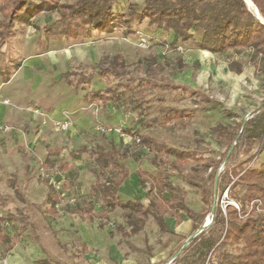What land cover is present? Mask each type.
Wrapping results in <instances>:
<instances>
[{"label":"rangeland","instance_id":"rangeland-1","mask_svg":"<svg viewBox=\"0 0 264 264\" xmlns=\"http://www.w3.org/2000/svg\"><path fill=\"white\" fill-rule=\"evenodd\" d=\"M54 1L74 4L79 0ZM142 3L143 0H117L112 10L127 12ZM58 17L57 12H45L36 16L30 25H13L12 34L5 40L14 39L2 47L0 67L2 61L15 58L26 34L32 36L35 26L50 24ZM135 29L134 34L127 36L122 29L100 33L95 43L90 45L96 48L99 61L80 63L76 60L69 63V71L76 73L68 81L65 79L69 91L81 95L77 71L89 77L86 79L88 83H84L89 84L99 70L111 65L114 56L121 54L124 59L125 74L119 78L99 77L102 84L98 85L103 87L101 91L113 92L114 97L120 96L121 100L116 105L107 104L108 110L102 102L85 100L83 108L94 113V125L79 129L73 127L72 117H66L64 120L69 126L60 130L56 123L63 120L53 122L48 140L35 149L29 147L28 141L5 139L0 134V216L10 213L21 218L3 225L10 236L24 226L23 233L11 250L13 237L9 243H0V264H174L172 257L198 230L191 229L192 223L184 212L179 218L170 210L160 211L171 233H161L151 216L139 217L131 209L118 207L106 212V217L90 218L82 214L87 203L92 204L94 214L106 209L101 205L98 190H91L100 170L87 153L78 149H92L97 145L109 149L110 139L127 154L120 158L129 170V177L118 193L120 200L139 201L145 206L150 199L157 200L150 179L144 181L146 178L140 177V174L160 175L187 192L186 205L202 214L197 226L211 222V215L201 200V191L186 180L185 173L191 168L196 169L208 190L213 188V166L226 156L228 131L262 108L264 57L249 48L230 50L223 56L197 50L190 42L181 43L174 39L171 32L165 33L149 26L146 20L136 25ZM34 34H39L42 40L47 38L42 31L35 30ZM62 38L47 39L55 41L52 47L59 50L68 43H75L65 42ZM42 45L40 50L44 49ZM141 81H148L157 87L139 90ZM139 99L145 109L141 116L135 108ZM101 106L104 108L100 109ZM168 108L189 109L192 117L161 126L160 115ZM261 113L264 124V110ZM33 130L24 128L26 135L35 133ZM143 136L162 142L171 149L193 153L203 162H188L184 165V174L175 173L169 168L172 158L163 152L156 154L148 151L139 142V137ZM263 144L264 127L261 139L253 144L250 152L246 153V146L240 147L229 165H237L253 155L255 158L249 167L259 168L264 161V148L260 150ZM46 148H61L63 151L59 156H49L45 153ZM60 160L70 165L67 172H60L57 168ZM203 165L209 166L205 172L201 168ZM221 169H224L223 164L218 167L216 176ZM46 178L60 194L61 201L55 205L56 215L45 213L51 209L53 202L48 197L47 187L42 184V179ZM104 179L100 175V182ZM221 188L217 187L214 201L218 200L223 205L227 189L221 192ZM244 191V188H238L236 195L240 198ZM227 199L239 205L235 199ZM249 204H245V211ZM259 207L264 213L262 205ZM135 226L139 230L132 233ZM187 247L179 252L177 264H207L203 248ZM240 247L233 245L226 248L238 253Z\"/></svg>","mask_w":264,"mask_h":264},{"label":"trees","instance_id":"trees-1","mask_svg":"<svg viewBox=\"0 0 264 264\" xmlns=\"http://www.w3.org/2000/svg\"><path fill=\"white\" fill-rule=\"evenodd\" d=\"M0 1V43L12 34L13 25H30L32 20L42 13L57 12L59 15L57 19L42 27L35 26V30L42 31L47 37H63L67 41L78 43L92 38L95 33H111L115 29H122L125 36L132 35L136 31L135 26L146 20L149 26L165 33L171 32L174 39L181 43L190 42L197 50L223 56L230 50L249 48L256 55L264 57V25L256 20L244 0H143L139 7H132L127 12L112 10L117 0H79L74 4L59 3L54 0ZM250 1L264 20V0ZM17 67L18 65H15V68ZM125 70L124 59L121 54H118L113 57L110 66L98 71V76L119 78L125 74ZM75 75V72L68 71L62 76L68 81L69 77ZM156 87V84L148 81L139 83V90ZM118 97H114L113 92L109 91H92L86 95L85 100L115 104L121 100V97ZM135 108L140 116L144 114L145 109L141 99L135 102ZM261 110H264V101ZM261 110L247 120L242 119L228 131L229 146L226 159L222 158L214 164V174L211 177L213 188L210 191L196 169L191 168L185 173L186 180L201 191L202 203L210 215H213L210 226L194 237L187 247L188 249L203 248L205 260L208 258L207 264H264V213L261 211L257 213L256 208H253L250 213L244 210L245 204L252 201L259 202L264 209V163L257 169L249 167L255 158L253 155L237 165L230 166L228 163L234 159L237 149L246 146V153H248L253 144L261 139L264 127ZM191 117L192 111L189 109L168 108L160 115V125L165 126L167 123L183 121ZM139 142L148 151L156 154L163 152L171 157L169 168L178 174H184V165L188 162H203L202 158L196 157L193 153L171 149L148 136L139 137ZM108 145H110L108 150L102 145H97L90 150L84 147L78 150L87 152L100 170L92 190H98L101 195V205L106 209L101 212H111L118 207L131 209L139 217L151 216L161 233H171L170 227L160 214L162 209H167L179 218L184 212L192 223L193 231L201 228L197 226V220L202 214L191 210L186 205L187 192L160 175L153 177L145 173L140 174V177L146 178L144 181L150 179L157 200L150 199L146 206L139 201L120 200L118 198L120 187L129 176V170L120 158L126 157L127 154L126 151L113 145L112 141H108ZM263 148L264 144L260 150L262 151ZM59 153V150H55L52 154ZM221 164L224 169H221L216 176ZM67 166L60 163V170H66ZM201 168L205 172L209 166L203 165ZM108 173L111 175L107 176ZM100 175L105 178L103 182L99 180ZM42 182L47 186L48 197L53 201L51 209L46 212L56 215L55 205L61 201L60 194L48 178L42 179ZM215 184L216 192L217 187L222 186L221 192L227 189V196L239 202L240 212L227 206L225 214L223 213L218 200L214 201L217 198V193L214 197ZM238 188L245 189L240 198L236 195ZM91 208L92 205L88 204L85 212L90 214ZM19 219L21 218L10 213L0 216V243H9L13 237L14 241L10 244V250L17 244L24 226L19 227L10 236L5 232L3 225L8 222L14 223ZM134 228L132 233L138 232L139 227ZM233 245L241 246L237 249L238 253L227 250V246ZM173 262L177 264L178 257Z\"/></svg>","mask_w":264,"mask_h":264},{"label":"crops","instance_id":"crops-1","mask_svg":"<svg viewBox=\"0 0 264 264\" xmlns=\"http://www.w3.org/2000/svg\"><path fill=\"white\" fill-rule=\"evenodd\" d=\"M32 32V36L30 33L26 34V37L23 39L22 47L20 51L17 52L15 58L12 57L6 61H2L0 67V126L3 127L0 134H2V137H5V139L19 138L21 141H28L29 147L35 149L36 146H41L48 140V131L53 122L62 121L66 117H72L74 122L73 127L86 129L94 125V113L83 108L86 105L85 97L89 92L101 91L103 87H98L99 84H102L99 82L100 78L98 75H95L94 78L89 81V84H84L88 83L86 79H89V77L77 71V78L80 81L82 89L81 91L79 90L81 95L75 93L71 94L68 82L65 78L61 77L64 73L69 71V63L75 62L76 60L80 63L99 61V55L97 56L95 54L96 48L90 46L97 40L99 36L98 33H95L92 38L84 40L83 42L68 43L59 50L58 48L52 47V42L55 41L48 40V37L42 40L39 34H34V28ZM49 37L53 38L51 36ZM12 39L14 38H10L8 41H6V39L0 43V52L4 51L2 47L6 46L7 42L11 43ZM62 39L67 42L65 38ZM56 40L58 39L56 38ZM41 45L44 47L43 50H40ZM16 57L18 58L17 60ZM15 65H18V67L15 68ZM81 79L84 81H81ZM4 101H6V103ZM111 103L112 102H108L107 104L110 105ZM107 104L105 110L107 109ZM116 104L117 103H115V105ZM103 108L104 107L101 106L100 109ZM108 114L107 112V115ZM112 118L113 117L107 120H111ZM24 128L29 130L34 129L33 131H35V133L30 132L26 135ZM109 141H112V144L118 147L112 139ZM55 150H59L60 153L57 155L52 154ZM45 151L49 156H59L63 150L61 148H46ZM60 163L67 164V169L61 171ZM57 168L60 172H67L70 169V165L60 160ZM42 184L44 185L43 182ZM88 204L91 203H87L85 209ZM85 209L82 214L90 218L95 216H107L106 213H101V211L94 214L92 208L91 213L88 214L85 212ZM82 248L85 252L86 246L84 244Z\"/></svg>","mask_w":264,"mask_h":264},{"label":"water","instance_id":"water-1","mask_svg":"<svg viewBox=\"0 0 264 264\" xmlns=\"http://www.w3.org/2000/svg\"><path fill=\"white\" fill-rule=\"evenodd\" d=\"M245 4L247 5L249 11L254 15V17L256 18V20H258L261 24L264 25V20L261 18V16L259 15L257 9L255 8V6L251 3L250 0H244ZM251 116V115H250ZM219 173V172H218ZM218 175V174H217ZM216 184H215V188H214V197L216 196ZM214 212V206L212 207V213ZM212 218H213V215H211V222H212ZM211 222L209 223H206L204 225H202L201 228H199L195 233H193L187 240L186 242L183 244V246L181 247V249L179 250V252L181 250H183L185 248L186 245H188L190 243V241L196 237L198 234H200L202 231H204L206 228H208L211 224ZM178 253H176L173 257H172V260L173 261L176 257H178Z\"/></svg>","mask_w":264,"mask_h":264},{"label":"built area","instance_id":"built-area-1","mask_svg":"<svg viewBox=\"0 0 264 264\" xmlns=\"http://www.w3.org/2000/svg\"><path fill=\"white\" fill-rule=\"evenodd\" d=\"M4 102L6 103V101H4ZM64 121L65 120H63L60 123H56V126L60 130H66L68 128V126H69V123L67 121H65V122ZM1 130H3V127L0 126V131ZM136 140L138 141V139H136ZM227 198H228V196H227V190H226V192L224 193V198H223L224 200L222 201L223 202V205H221L222 206L223 213L225 214V209H226L227 206H232L236 211L240 212V206L237 203H235V202L229 201ZM259 206H260V203L259 202L252 201L247 206L248 208L246 207V209L248 210V211L247 210L246 211H247V213H250L253 208H256L257 211H260V207Z\"/></svg>","mask_w":264,"mask_h":264}]
</instances>
